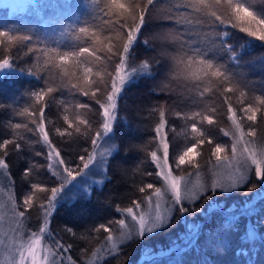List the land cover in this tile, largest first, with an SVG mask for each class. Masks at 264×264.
Listing matches in <instances>:
<instances>
[{"label":"trees","instance_id":"16d2710c","mask_svg":"<svg viewBox=\"0 0 264 264\" xmlns=\"http://www.w3.org/2000/svg\"><path fill=\"white\" fill-rule=\"evenodd\" d=\"M142 2L146 5V0ZM249 4L260 11L264 10V0H249ZM146 6L148 11L145 14L146 24L142 28V33L144 38L149 40L151 47L143 45L142 41L138 42L135 59L137 65L145 60L153 62L155 78H140L138 82L125 87L118 102L117 121L113 126L117 151H114L108 160L105 182L100 187L92 188L89 194H78L73 200L62 199L50 218V230L57 235L61 243L72 245L67 255L76 260L77 264H264V198L261 195L264 194V181L257 179L254 173L249 174L245 184L230 192H224L222 187L216 188L215 191L206 187L204 194L198 196L194 202L187 204L182 201L183 207L188 209L187 212L180 211V205L168 201L165 205L170 216L167 227L158 229L152 234H145L143 238H138L132 233V236L116 251L110 250V245L106 241L107 232L103 229L98 232L94 230L104 224L112 229L114 236L118 237L121 226L117 221L129 219L125 209L132 207L134 210L136 208L134 201L139 203L140 207H144L147 204L146 197L154 193V188H146L145 192H140L139 188L148 183H152L154 187L162 186L163 182L155 174L158 170L151 163L149 155L157 143L152 139L155 136L153 128L159 122V113L152 110L154 107L163 105L165 109L164 119L167 124L164 132L171 143L169 159L173 169H175V158L193 142L186 135L187 124L191 121L182 120L175 115L183 105L178 107L174 101L186 99L189 94L179 89L171 94L159 90L153 91L160 84L163 74V68H156L154 63L164 47L157 34L173 26L172 21L163 18L173 15L177 10L173 7L172 0H155L153 5ZM40 7H43L39 14L43 25L35 23L29 15L0 7V31L33 30L31 41L11 47L5 41L4 45L0 46V61L9 58L17 69L13 74L0 79V105H4L0 108V142L20 135L25 136L26 141H35L37 137L33 133L13 128L15 123H29L30 127H34L30 124L31 118L18 116L16 112L36 103L26 93L45 87V80L57 87L61 83L58 69H44L37 63L36 57L40 55L39 52L23 55L27 48L44 47L43 43H37V38L45 36L53 38L49 47L57 46L59 41L62 51L88 45L90 41L83 37L79 41L75 39V36L79 35L75 33V29L85 26V21L89 22L87 26L90 27L99 23L98 20H93V16L99 13L98 9L91 5L90 0H77L72 3L68 0H44V4ZM50 16L51 18L45 22L42 21ZM68 25L72 26V33L61 37L60 34L65 32ZM228 30L231 35L226 39L239 53V64L232 62L226 53L221 59L238 74L244 76L245 79L239 85V89H244L247 84L245 90L248 95L241 102L239 89L231 93H217L215 87L212 93L206 95L204 103L216 109L213 114L216 124L204 126L211 134L213 144L205 142L197 148L199 155L195 159L200 164L198 169L185 166L190 168L185 176L188 174L192 178H197L203 185L211 181V178L214 179L213 177L223 167L216 166L215 157L211 156L213 146L216 143L227 146L228 151L222 155L232 156L231 138L225 137L220 131L221 128L226 130L231 128L227 105L230 103L240 115L239 110L242 107L255 103V95L264 94V46L256 41L253 46L242 49L241 45L249 38L236 29ZM202 31L207 32V27ZM14 34L24 33L19 31ZM190 39L197 37L192 36ZM98 54L103 56L105 53L98 52ZM33 67L38 71V77L27 74L26 70ZM66 67L71 69L72 61H69ZM96 67L97 65H93L94 71ZM108 70L111 71V68ZM107 80L108 77L105 76V81ZM97 96L101 97L102 94L97 93ZM224 97H227V100ZM77 101L92 107L91 111L78 110L92 125L86 133V137H90L99 130L100 121L99 105L95 104L94 100L90 97L73 96L67 88H63L50 94L44 101L49 104L45 109L44 119L49 138L61 151V156L69 162L74 174L85 171L79 157L83 155L87 160L88 152L84 149H88L89 152L92 150L90 140L80 137L79 143L76 144L73 141L79 134L61 137L55 129L67 127L63 120L65 114L63 108L66 104ZM183 110L190 112L196 110V107L189 105L183 107ZM242 123L245 131L249 126L255 128L257 135L253 139L258 144L264 142V122L260 113L257 114L255 124L250 121H242ZM81 127L83 131V126ZM21 143L24 146L19 152L14 151V146L10 144L6 157V162L9 164L8 171L14 181L13 195L18 204L29 192H35L30 188V183H38L45 189L59 186V182L47 170L48 161L43 156H35L36 151H45L43 145L25 144L23 141ZM30 166L32 171L25 176L24 173ZM148 172H152L153 175H147ZM216 181L221 184L220 180L215 179ZM253 185L256 187L253 188ZM47 194L49 193L35 192L34 207L27 213L32 217L28 224L29 229L35 230L41 225L42 220L37 219L40 214L39 203L42 201L47 203L44 199ZM68 228L73 232L69 233ZM252 232L256 233L255 239L250 238L249 234ZM97 249L100 251L97 252Z\"/></svg>","mask_w":264,"mask_h":264},{"label":"snow or ice","instance_id":"6c2138e0","mask_svg":"<svg viewBox=\"0 0 264 264\" xmlns=\"http://www.w3.org/2000/svg\"><path fill=\"white\" fill-rule=\"evenodd\" d=\"M91 5L98 9V15L93 16V20L99 23L94 26H80L75 29L76 40L82 37L89 40L90 44L75 48L69 51H62L57 46L49 47L52 41L51 36L37 38V43H43L44 47H28L23 53L27 56L29 53L39 52L36 61L44 69L56 68L59 70L60 86H53L48 80H45V87L26 93L36 103L24 107L16 112L18 116H27L29 123H15V130L24 129L26 132L33 133L37 139L35 141H26L25 136H18L13 139H5L0 142V182L7 178L9 187L14 184L9 173V164L6 162L8 155L7 149L11 144L14 151L19 152L24 144L27 143L42 144L45 151H36L35 156H43L48 161L46 167L59 182V186L45 189L38 183H30V188L35 192L49 193L43 201L39 203V215L37 219H41L42 223L35 230L29 229L28 224L32 217L27 215L30 209L34 207L35 192H29L24 196L18 204L15 197L8 195L10 211L12 213V223L14 227L11 229V237L7 241L6 250L8 257L6 264H77L70 255L72 245L61 243L57 235L50 230V218L57 205L63 199L61 193L67 185L72 184L76 180V175H84L85 173L74 174L69 162L61 156V151L49 138V131L45 128V109L49 107L48 103H44L45 98L50 94L67 88L73 95L90 97L99 105L98 115L100 116L99 130L94 135L86 137V133L91 129L92 125L79 109L92 110L91 105L81 102L66 104L63 108L65 113L63 116L67 127L64 129L56 128L55 131L61 136H73L79 134L73 143L78 144L80 137H86L90 140L91 151L88 152L87 160L81 155L79 158L83 162V168L88 169L90 164L97 161V149L100 148L101 142L104 147L101 149L100 161L96 167L99 171H107L108 157L114 151H117V145L114 143L113 126L117 121V107L121 100L122 92L126 86L138 82L140 78H155L153 70V62L145 60L137 65L135 48L138 42L142 41L143 45L151 47L149 40L145 39L142 28L146 24L145 14L148 11L146 5H153L155 0H146V5L142 0H90ZM173 7L177 10L173 15L164 17L163 19L172 21V27L168 30L161 31L157 34V38L162 42L159 57L155 60L156 68H163V74L160 84L153 91L168 92L179 89L189 95L186 99L174 101L178 107H188L195 105L196 110L185 112L183 107L175 115L186 121V135L192 143L175 158V168L179 169L183 165H189L193 168H199L200 164L196 161L197 148L205 142L212 145L213 138L204 127L216 124V118L213 115L216 112L214 107H208L204 103L207 94L213 92V88L217 93H231L239 89V85L244 81V76L238 74L228 66V63L221 59L223 54H227L228 58L239 64V53L228 39L231 33L228 29H236L240 33L246 34L249 38L241 48L251 47L254 42H261L264 46V11L251 7L249 0H172ZM184 9L185 11H179ZM207 27L208 31H202ZM22 31L24 34H14ZM32 29H11L0 31V46L7 41L9 47L18 43H26L33 40L31 35ZM72 26L68 25L61 37L72 33ZM195 36L197 39H190ZM98 52H104L103 56ZM20 58V57H17ZM43 58V59H42ZM69 61H72L71 69L66 67ZM93 65H97L94 71ZM111 68V71L108 69ZM17 70L13 66V62L9 58L0 61V79L6 71ZM25 71L24 69H20ZM29 76L38 77L39 73L35 67L28 68ZM105 76L108 77L107 82ZM95 77V79H94ZM247 84L244 89H239L241 102L248 95ZM97 93L102 96L98 97ZM54 99V98H53ZM227 100V97H224ZM255 103H250L242 107L240 115L237 109L230 103L227 105L228 119L231 121V128H221L225 137L231 138V157L222 155L228 151L227 146L216 143L211 149V156L215 157L216 166H223L233 169L227 187H223L219 181L212 185V191L222 187L224 192H230L238 189L249 179V172L254 166V175L257 179L264 181V142L257 143L253 138L257 133L254 127L249 126L245 131L242 121H250L255 124L257 114H261V120L264 122V94L254 96ZM64 103V101H61ZM38 105V106H37ZM4 105H0L3 108ZM159 113V122L153 128L156 147L150 151V160L154 164L156 176L163 182L161 187H154L152 183H148L139 188L140 192L147 189H153L154 193L146 197L148 203L156 197V208H160V201L164 200L168 193H171L172 203L180 205V211L187 212L188 209L183 207L184 199H194L193 195H182L181 181L184 177L173 174V166L169 164V143L167 134L164 132L167 121L165 117V109L163 105H159L152 109ZM70 114V115H69ZM71 116V118H70ZM83 126V131L82 127ZM158 153H160L158 155ZM209 157V161H210ZM215 167V166H214ZM32 171L30 166L24 173L27 176ZM153 175L152 172L146 173ZM94 183L103 184L104 181H94ZM79 185H74L78 187ZM253 188L256 186L253 185ZM90 188V186H89ZM87 190V189H86ZM264 198V194H261ZM136 208H140V204L133 202ZM3 207V205H0ZM132 221L136 222V236L143 238L145 234H152L158 229L168 226L170 216H166L160 211L154 214L145 215L136 213L132 207L125 209ZM117 223L122 228H127L124 219H120ZM103 229L108 233L106 237L107 243L110 245L111 251H116L121 244H124L131 236L129 231L122 232L118 237L112 234V229L104 224L94 229L99 231ZM67 231L72 233L73 230L68 228ZM75 235V233H73ZM251 239H255L256 233L249 234ZM47 238V242L46 241ZM0 247H5L3 241H0ZM100 249H97L99 252Z\"/></svg>","mask_w":264,"mask_h":264},{"label":"rangeland","instance_id":"374dc122","mask_svg":"<svg viewBox=\"0 0 264 264\" xmlns=\"http://www.w3.org/2000/svg\"><path fill=\"white\" fill-rule=\"evenodd\" d=\"M68 1L70 3L75 2V1L77 2V0H68ZM42 4H44V0H0V7L11 9V11L14 10L17 13H24L27 16L29 15L30 18H32V20L35 21V23H39L40 25H43L40 22L41 19L39 18V14L41 10L43 9V7H40L42 6ZM49 18H51V16L45 17L42 21L45 22ZM13 73L14 71H10V72L6 71L5 73L2 74V76L4 78ZM167 140H168V137H167ZM170 145L171 143H169V147ZM103 147H104V144L103 142H101L100 148L97 149V153H98L97 161L93 164H90L88 169H85V171L83 172L85 174L77 176L76 180L73 181L72 184H69L66 186V188L64 189V192L61 193V196L63 197V199L73 200V198L76 195L89 194L92 188L100 187L103 185L99 183H94V181H100V180H103L105 182L107 178V171L106 172L99 171L97 170V167H96L97 163H99L100 161L99 153L101 149H103ZM110 157H108V160ZM169 164L171 165L170 159H169ZM185 166L186 165H183L181 166L183 168L180 167L179 169H176V168L173 169V174L177 176L182 175L184 177V179L181 181L182 195L187 196V195L195 194L196 198L183 200V202L187 204L194 202L198 198V196L204 194V192L206 191V187H208L207 189H210V188L212 189V185L217 182V181L215 182V179L220 180L222 186L224 184L226 185L223 187H227L230 177L233 174V169L228 168V167H222L219 169L217 175L213 177L214 179L211 178V181L209 180L208 182L204 183L205 185H203L201 182H199L200 180H198L197 178H192L188 176V174L185 176V173L188 170H190V168L185 167ZM251 173H254V166H252V169L249 172V174ZM74 185H79V186L74 187ZM10 192L13 195L12 186L9 187L7 178H5L2 182H0V205H3V207H0V241H3L5 244V247H0V264H6L7 257H8V251L6 250V245H7V241L11 237V229L14 227L12 223V219H11L12 213L10 211V204L8 202V195ZM168 201L172 202L171 193H168L165 196L164 200L160 201V208L157 209L156 208V197L154 196L151 203H148L147 201V204L144 207L135 208L133 211L136 213H143L146 216L154 214L156 211H160L164 213L166 216H168L169 212L166 210V206H165ZM125 222H126L127 228L125 229V228L120 227V232L118 236L122 232H125V231H129L131 233L136 234V228H137L136 222L132 221L130 216H129V219H127V221ZM170 243H175V242H170Z\"/></svg>","mask_w":264,"mask_h":264}]
</instances>
